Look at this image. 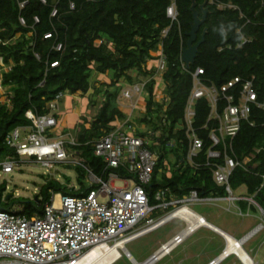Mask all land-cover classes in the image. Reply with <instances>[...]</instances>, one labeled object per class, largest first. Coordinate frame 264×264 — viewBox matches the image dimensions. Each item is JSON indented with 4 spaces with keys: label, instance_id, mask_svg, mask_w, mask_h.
Listing matches in <instances>:
<instances>
[{
    "label": "trees",
    "instance_id": "1",
    "mask_svg": "<svg viewBox=\"0 0 264 264\" xmlns=\"http://www.w3.org/2000/svg\"><path fill=\"white\" fill-rule=\"evenodd\" d=\"M20 1L0 0V86L5 88V98L0 99V154L7 150L8 156L15 154L6 137L14 128L32 123L28 111L50 113L49 104L59 92L80 93L88 96L89 107L96 105L97 97H101V103L93 117L82 115L69 130L79 142L78 151L101 173L102 162L93 154L90 142L128 116V110L118 102L120 83L146 80V111L133 119L154 130V143L149 146L160 151L152 180L146 186L151 202L152 191L158 185L168 187L176 197L192 188L201 195L224 194V188L214 182L210 167L196 168L184 162L188 139L182 125L192 74L200 67L202 80L217 86L235 76L254 77L259 100H264V0H196L200 16L199 6L206 1L208 7L197 32L199 40L206 30L205 39L195 62L186 68L181 53L193 22L192 0H176L177 20L167 16L171 0H28L23 7ZM55 8L56 14H52ZM47 33L51 36L45 37ZM59 44L61 48L57 49ZM160 46L166 65L163 73L156 76ZM54 62L57 65L51 66ZM103 77L107 80L102 81ZM158 91L163 95L158 97ZM195 109L194 126L201 128L207 123L210 104L200 98ZM198 133L206 138L208 129ZM137 134L146 135V131L137 128ZM233 146L239 159L262 148L255 167L258 174L236 167L231 185L237 188L243 184L248 194H253L263 184L255 198L264 209V108H252ZM206 148L196 162L205 160ZM170 153L176 154L178 161L183 158L184 164L182 171L174 169L168 175ZM61 189L74 193L59 181L52 182L41 190V196L36 195L37 200L28 201L20 211L29 216L41 214L51 190ZM239 203L245 211L247 202ZM121 260L131 263L122 254L113 264Z\"/></svg>",
    "mask_w": 264,
    "mask_h": 264
},
{
    "label": "built area",
    "instance_id": "2",
    "mask_svg": "<svg viewBox=\"0 0 264 264\" xmlns=\"http://www.w3.org/2000/svg\"><path fill=\"white\" fill-rule=\"evenodd\" d=\"M27 1L21 0L20 6L23 7ZM70 6L74 8L75 4L71 2ZM228 6L234 7L230 4ZM56 12L55 8L52 14ZM167 16L177 20L176 0H171ZM35 19L38 21L37 17ZM20 20L25 22L23 18ZM50 36L51 33L45 35ZM60 48L59 44L57 49ZM157 54L159 59L155 61L156 76H160L166 65L161 46ZM36 56L40 58L37 53ZM55 65L57 62L51 64ZM183 66L187 67L184 62ZM202 73L203 69L198 67L192 74L193 85L185 108L182 125L188 139L185 162L196 168L210 167L214 182L224 188L223 195H201L197 189L192 188L182 197H176L170 193L168 187H162L152 194L154 202H151V194L146 186L152 180L159 153L150 148L151 140L148 135L137 134V123L133 119L135 109L145 107L141 112L146 111L143 96L146 80L126 83L128 86L122 88L121 96L129 102L119 100V104L128 110V116L90 142L93 154L102 162L101 173H96L84 159L75 157L73 147L78 146L79 142L71 131H67L69 140L54 136L56 127L60 124L54 111L59 108V99L67 95L59 92L49 104L52 109L50 113L40 115L30 110L27 116L32 123L18 126L9 132L6 141L15 150V154L1 163L2 171L11 172L14 167H20L24 162L39 163L47 169L61 163H75L86 171L87 189L79 194L51 190L49 200L38 215L29 216L21 211L0 208V264H74L88 250L99 244L112 247L120 240L131 241L145 235L172 219L182 220L184 228L161 243L147 258V264H156L170 255L196 230L210 224L203 215L189 207L192 203L228 200L226 210L241 216H250V209H254L264 220V209L255 198L263 184L253 194L246 195H236L231 185V177L236 167L258 174L255 167L262 148L257 147L239 159L235 154L233 139L242 122L249 120L252 108H264V100H259L254 77L235 76L217 86L202 80ZM157 94L158 97L163 95L159 91ZM200 98L208 100L210 113L207 123L196 128L195 104ZM206 128L208 135L205 138L198 132ZM48 131L54 135L48 136ZM205 148V160L196 162V158ZM261 176L264 179V171ZM116 181L122 182L123 186H117ZM100 197H107L108 200L100 202ZM242 200L247 202L245 211L238 204ZM170 206L174 209L160 213ZM184 209L186 210L183 211ZM263 228L264 221L240 239L219 230L224 238V248L207 264H221L230 256H234L240 264H260L254 261L242 244ZM224 233L235 240L233 246H229V238Z\"/></svg>",
    "mask_w": 264,
    "mask_h": 264
},
{
    "label": "rangeland",
    "instance_id": "3",
    "mask_svg": "<svg viewBox=\"0 0 264 264\" xmlns=\"http://www.w3.org/2000/svg\"><path fill=\"white\" fill-rule=\"evenodd\" d=\"M101 80L105 81L107 80V78L103 77L101 78ZM120 85L122 88L128 86V84H126L125 82H121ZM4 91L5 88L0 86L1 100H4L5 98ZM120 96L121 92L119 94L118 100L125 103L129 102L127 98H124L122 96L120 98ZM81 98L87 99V95H81ZM79 101L80 103L82 102V100ZM100 103L101 97H97L96 105H93L92 107H89L87 106V103H84L86 104V107H83L81 109L79 105H77V118L79 119L82 114H85L90 118L93 117V115L98 110ZM141 110H145V107H143L142 109H135L133 115L141 116V114H143ZM54 114L58 116L60 115V112L54 111ZM77 123H79L78 120ZM137 128H139V130L146 131V135L149 136V140H151V143H154L153 137L155 132L154 130H152V128H150V126H148V124H137ZM67 131H70L69 126L67 124L65 125V123H60L56 127V130L54 132L55 135L49 131L47 132V135H54L55 137L61 136L62 138L69 140L70 137L67 134ZM147 132L151 133L147 134ZM73 150L76 152L75 157L77 159H84L85 162L96 173H99L95 170V167L89 163L87 158L83 156V154H81L80 152L78 154V149L76 147H73ZM157 152H160L159 149L157 150ZM7 157L8 150L3 151L0 154V193L2 194V197H0V208H10L11 210L20 211L23 209V207L27 204L28 201L35 200L37 194L41 196V190L52 182L58 183L59 181L63 188L74 190L73 192L75 194H79L81 190H85L88 186V178L86 177V171L81 165L75 163H61L57 164L54 168L47 169L39 163L24 162L22 164L21 162L22 165H20V167H14L11 172H3L1 163L5 161ZM168 157V160L170 161V169L168 171V175L172 174L174 172V169L176 172L183 170V158L178 161L176 158V154L174 153H170ZM174 163H177V165H173ZM115 184L117 186H123V183L120 181H116ZM79 187H81V189H78ZM162 187L163 186L160 185L156 186L152 191L153 194L157 191L158 188ZM233 189L236 195L248 194L246 187L243 184L237 188L233 187ZM56 191L65 192L64 189ZM99 200L100 202H106L108 198L100 197ZM239 202L238 204H240ZM228 205V200H221L217 202L208 203H192L189 204V207H191L196 212L202 214L208 221L212 222L220 229H222L223 231H225L236 239H240L244 234L254 228V226L264 221L260 217V214L254 209H250V216H241L236 214L234 211L226 210V207H228ZM172 209H174V207L170 206L166 210H161L160 213L163 214ZM35 215L38 214L35 213ZM183 228L184 222L178 218H175L160 226L159 228L127 242L125 246L138 262H142L146 260L160 246L161 243L173 237L177 232H179ZM200 236L202 235H196L188 238L184 243L179 245L170 255H167L166 257L158 261L156 264H207L211 258L215 257L222 251L225 243L220 235L208 230L203 232L202 237ZM242 246L250 254V256L254 259L255 262L263 264L264 228L258 233L254 234L249 240L244 242ZM120 253H122L121 250ZM116 264H132V262L126 263V261L121 260ZM221 264H240V262L234 256H230Z\"/></svg>",
    "mask_w": 264,
    "mask_h": 264
},
{
    "label": "water",
    "instance_id": "4",
    "mask_svg": "<svg viewBox=\"0 0 264 264\" xmlns=\"http://www.w3.org/2000/svg\"><path fill=\"white\" fill-rule=\"evenodd\" d=\"M199 9L202 11L201 16L199 15V10L196 8V0H192L191 10H192V14H193V22L191 25V29L187 32V36H188L187 44L183 48L182 54H181V59L186 64L187 67H189L192 63L195 62V59L198 55L199 46L205 39L206 30L203 31V33L201 34V38L199 40H197V32H198L201 24L206 19V15L208 12V7L206 6V1L199 6ZM35 200H37V197H35ZM213 229H215L216 231L219 230L216 227ZM121 251H122L121 255L124 254L127 258H129V260L132 262V264H135V263L147 264V259L142 261V262H138L134 258L132 253L127 249L126 246H125V248L121 249Z\"/></svg>",
    "mask_w": 264,
    "mask_h": 264
},
{
    "label": "bare ground",
    "instance_id": "5",
    "mask_svg": "<svg viewBox=\"0 0 264 264\" xmlns=\"http://www.w3.org/2000/svg\"><path fill=\"white\" fill-rule=\"evenodd\" d=\"M185 210L186 209H184L183 211ZM176 214L179 213L177 212ZM197 217L199 218V216ZM207 225L210 226L211 228H215L210 224ZM224 234L227 235L226 233ZM227 237L229 238V243H230L229 246H233L235 240L232 239L229 235H227ZM128 241H129L128 239L120 240L115 244V246L112 247H106L105 244H99L94 248L88 250L84 254V256L74 264H112L121 256L120 250L125 248V244ZM135 264H139V263H135Z\"/></svg>",
    "mask_w": 264,
    "mask_h": 264
},
{
    "label": "crops",
    "instance_id": "6",
    "mask_svg": "<svg viewBox=\"0 0 264 264\" xmlns=\"http://www.w3.org/2000/svg\"><path fill=\"white\" fill-rule=\"evenodd\" d=\"M0 78H1V73H0ZM4 93H5V91H4ZM77 94H80V93H77ZM77 94H75V95H66L64 97V99L62 98V100L60 101L59 108H58V112H60V115H59L60 123H65V125L67 124L69 127H72L74 124H76L77 123V120L80 121L79 119L81 118L82 115H84V114H82L79 119L77 118V114H78L76 112L77 105H79V107L82 109L83 107L84 108L86 107V104H84V103H87V106H88V102H89L88 96H87V99H84V98H81V95H77ZM79 100H82V102L80 103ZM66 114L68 115V117H67ZM205 220L208 221L206 218H205ZM208 222L210 224H212L214 227H216L219 230L223 231L222 229H220L218 226H216L212 222H210V221H208ZM206 230L211 231V232H214L216 234H219L213 228H211L209 226L203 225L201 228H199L198 230H196V232H194L188 238L193 237V236H196V235H202L203 236V232L206 231ZM202 236H200V237H202Z\"/></svg>",
    "mask_w": 264,
    "mask_h": 264
},
{
    "label": "clouds",
    "instance_id": "7",
    "mask_svg": "<svg viewBox=\"0 0 264 264\" xmlns=\"http://www.w3.org/2000/svg\"><path fill=\"white\" fill-rule=\"evenodd\" d=\"M122 90V89H121ZM118 102H119V100H118ZM200 214V213H199ZM210 227V226H209ZM215 230V229H214ZM216 232H218L219 233V231H216ZM224 248V247H223ZM121 257V256H120Z\"/></svg>",
    "mask_w": 264,
    "mask_h": 264
}]
</instances>
